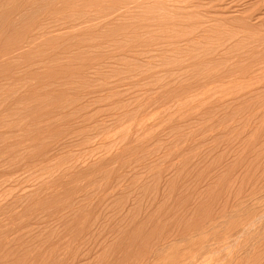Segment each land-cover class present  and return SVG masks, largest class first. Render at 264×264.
Wrapping results in <instances>:
<instances>
[{
	"label": "rangeland",
	"instance_id": "rangeland-1",
	"mask_svg": "<svg viewBox=\"0 0 264 264\" xmlns=\"http://www.w3.org/2000/svg\"><path fill=\"white\" fill-rule=\"evenodd\" d=\"M0 264H264V0H0Z\"/></svg>",
	"mask_w": 264,
	"mask_h": 264
}]
</instances>
